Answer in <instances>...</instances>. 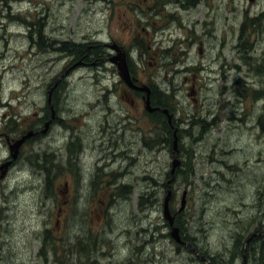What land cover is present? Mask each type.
<instances>
[{
  "label": "rangeland",
  "instance_id": "374dc122",
  "mask_svg": "<svg viewBox=\"0 0 264 264\" xmlns=\"http://www.w3.org/2000/svg\"><path fill=\"white\" fill-rule=\"evenodd\" d=\"M150 1L0 0V264H241L264 232V0ZM136 32L171 128L101 61Z\"/></svg>",
  "mask_w": 264,
  "mask_h": 264
},
{
  "label": "flooded vegetation",
  "instance_id": "af4514ba",
  "mask_svg": "<svg viewBox=\"0 0 264 264\" xmlns=\"http://www.w3.org/2000/svg\"><path fill=\"white\" fill-rule=\"evenodd\" d=\"M150 2H152L151 4L153 5V0H151ZM148 7H150V6H148ZM157 15H162V14L157 12L155 14V16H157ZM149 23H152L151 19H150V21L145 23L144 26H142V28L146 31V33H147L146 27ZM135 34L130 35V37H129L130 47H127V48L125 47L126 48L125 51H123L121 48H119L120 46H117L116 44H114L112 42H109V41L104 42L103 58L101 59V61H103V63H109L111 65L114 64L116 66V74L115 75L118 78L117 84L118 85L124 84L127 88H129V89H131V91H133L134 96L130 95V97L127 99L128 102L130 103V105L137 106L139 101H143L144 107L147 110H149V111H146L148 116L153 117V119L156 118L157 120L160 118L161 122H162L161 118L164 117L167 126L171 128V125L167 122V119L169 117L170 122H172L173 113H174L173 112L174 106H171L167 102L166 99H165V102L163 101V97H162L163 92L159 91L158 87L156 88L153 86L152 87L147 86V88H148L147 92L148 93L146 95V92H144L143 90H139V89L132 87V86L142 85V84H140V85L138 84L136 74L134 73V70L131 69V66H132L131 65L132 49H133L134 54L136 53V56H138V59L141 60V58L143 57V54L140 52V50L143 48V45H142L143 43L140 40V33L136 32ZM144 41L146 43L145 47L148 48L149 42H147L145 39H144ZM104 47H105V49H104ZM149 58L152 59V57H149ZM102 68H103V72H108L105 64L102 65ZM123 71H125L127 73V76H128L129 81L131 82V85H128L124 81V79L122 77L124 75ZM116 88H117L116 86L115 87L113 86L112 90L107 88V91H113V89L117 90ZM191 91L194 92L193 89H190V93H191ZM122 94L127 96L124 89L122 90ZM146 99H148L149 103H145ZM47 101L49 102V100H47ZM166 116H167V119H166ZM162 124H163V122H162ZM32 131H33V129H32ZM34 134H35V132H34ZM10 158H12V157H10ZM9 163H10V161L6 162V165ZM12 163H13V161L10 163V166L12 165ZM10 166H8V168H7V166L3 167L2 164H0V177H1L0 182L4 181L6 174H7V171L10 168Z\"/></svg>",
  "mask_w": 264,
  "mask_h": 264
},
{
  "label": "trees",
  "instance_id": "16d2710c",
  "mask_svg": "<svg viewBox=\"0 0 264 264\" xmlns=\"http://www.w3.org/2000/svg\"><path fill=\"white\" fill-rule=\"evenodd\" d=\"M245 21L243 22V25L244 24H247L249 21H250V17H245ZM255 19L260 22H264V13H261L259 16L255 17ZM26 29H27V37L29 38L30 41H32V37H33V34L36 36L37 40L36 41H32L35 45H37L39 47V39L42 37V28L41 26H39V21H27L26 22ZM143 43V42H142ZM60 44H66V43H60ZM145 44V43H143ZM142 44V45H143ZM71 45V44H70ZM63 49L65 48H68V46H64L62 45ZM73 46V45H72ZM160 119V118H159ZM162 122L165 126H167L166 122L164 123L165 121V118L162 117ZM198 118H195V121H190V125L191 127L194 125H196L198 123L197 121ZM203 124V120L200 119V123L199 124ZM168 127V126H167ZM264 215V213H263ZM262 233V232H260ZM259 233V234H260ZM257 235V233H255ZM255 234L254 236L252 237H249L251 235H249L247 238H246V242L250 241L251 238L255 237ZM258 234V235H259ZM254 241L257 242L258 241V244L256 246L253 245H250L252 242ZM181 242V240H180ZM242 240L241 239H238L236 238L234 240V243H233V252H232V255L230 257V262L234 259L235 255L236 254H240V252H237L236 250L240 248V245H238L239 243L241 244ZM252 242L246 247V252H243V260L241 261V264L243 262V264H264V232L262 233L261 236H256L255 238L252 239ZM248 258V260H247Z\"/></svg>",
  "mask_w": 264,
  "mask_h": 264
},
{
  "label": "water",
  "instance_id": "95a60500",
  "mask_svg": "<svg viewBox=\"0 0 264 264\" xmlns=\"http://www.w3.org/2000/svg\"><path fill=\"white\" fill-rule=\"evenodd\" d=\"M123 79L124 81L128 84V85H131V82L129 81L128 79V76H127V73L125 71H123ZM136 89H139V90H143L144 92H146V95H147V91H148V88L147 86L145 85H140V86H132ZM145 103H149L148 102V99L145 100ZM147 105V104H146ZM165 111V110H164ZM169 119V117H168ZM31 134V132H28L27 134H24L22 135L19 139L16 140V142L10 146V156L12 158L15 157L16 153H17V150L16 148L18 147V145L26 138L28 137L29 135ZM176 137L174 135V139L172 140V149L175 150V145H176ZM12 148V149H11ZM14 151V152H13ZM178 164V161L177 160H173L172 161V167H171V170H170V178L169 180L166 182V186L168 187L169 186V183L170 181L172 180L173 178V169L174 167ZM169 196H170V190L167 189V192H166V196L164 197V200H163V217L167 220V223L170 227V231H169V234L170 236H172V238L175 240V241H180V239L178 238L177 236V228L175 226L172 225V222H173V217L170 215L169 211H168V202L167 200L169 199Z\"/></svg>",
  "mask_w": 264,
  "mask_h": 264
},
{
  "label": "bare ground",
  "instance_id": "6f19581e",
  "mask_svg": "<svg viewBox=\"0 0 264 264\" xmlns=\"http://www.w3.org/2000/svg\"><path fill=\"white\" fill-rule=\"evenodd\" d=\"M79 57H80V55H79ZM76 60V59H75ZM216 120V119H215ZM207 121H208V119H207ZM174 154V153H173ZM178 154V153H177ZM178 160V159H177ZM180 167V166H179ZM174 181V180H173Z\"/></svg>",
  "mask_w": 264,
  "mask_h": 264
}]
</instances>
